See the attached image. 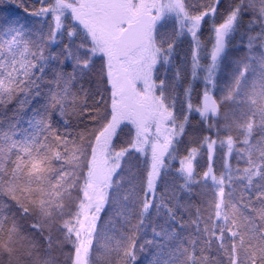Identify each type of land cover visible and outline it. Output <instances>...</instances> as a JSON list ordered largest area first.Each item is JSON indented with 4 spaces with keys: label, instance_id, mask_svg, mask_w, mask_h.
I'll list each match as a JSON object with an SVG mask.
<instances>
[{
    "label": "snow or ice",
    "instance_id": "snow-or-ice-1",
    "mask_svg": "<svg viewBox=\"0 0 264 264\" xmlns=\"http://www.w3.org/2000/svg\"><path fill=\"white\" fill-rule=\"evenodd\" d=\"M0 264H264V0H0Z\"/></svg>",
    "mask_w": 264,
    "mask_h": 264
}]
</instances>
